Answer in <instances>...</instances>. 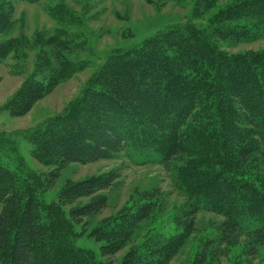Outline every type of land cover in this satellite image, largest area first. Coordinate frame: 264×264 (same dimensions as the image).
Segmentation results:
<instances>
[{"label":"trees","instance_id":"1","mask_svg":"<svg viewBox=\"0 0 264 264\" xmlns=\"http://www.w3.org/2000/svg\"><path fill=\"white\" fill-rule=\"evenodd\" d=\"M4 2L0 0V33L10 21ZM263 38L264 0H236L214 14L206 29L176 26L137 49L114 55L65 115L31 135L35 160L58 168L46 179V187L32 173L18 174L0 152V264H106L73 245L80 235L75 231L71 237L70 227L84 226L105 206V200L88 205L79 200L110 189L120 174L67 186L53 206L45 204L46 193L71 163L91 164L134 151L155 152L164 165L185 161L179 179L190 215L209 211L223 217L221 238L207 241L196 264L220 253L219 247L210 251L213 244L230 246L239 234L248 242L247 259H255L257 250L264 249V185L247 178L242 166H264V51L229 54L219 43L249 44ZM11 51L0 47V62ZM61 81L46 89L31 83L30 97L21 101L25 84L10 109L25 112ZM146 197L140 208L88 234L103 243L102 258L115 257L139 225L156 213L157 198ZM69 206L66 219L62 208ZM61 225L67 229L56 228ZM194 227L192 218L178 234L155 232L128 252L122 264H168Z\"/></svg>","mask_w":264,"mask_h":264},{"label":"rangeland","instance_id":"2","mask_svg":"<svg viewBox=\"0 0 264 264\" xmlns=\"http://www.w3.org/2000/svg\"><path fill=\"white\" fill-rule=\"evenodd\" d=\"M4 1L7 7L2 4L3 12L9 14L10 21L0 33V47L9 46L12 51L0 62L1 159L4 157L20 175H36L46 187V179L58 168L44 166L35 160L32 134L65 115L83 97L91 82L114 55L137 49L147 40L176 26L195 25L206 29L214 14L236 0H41L36 4ZM219 48L229 54L262 52L264 38L249 44L221 42ZM58 79H62L58 86L25 112L10 109L9 105L25 84L28 87L22 92L21 101L30 97L27 92L32 91L31 83L43 84L46 89ZM182 163L185 161L173 160L164 165L159 154H142L139 151L122 153L91 164L71 163L60 170L51 192L46 193L45 204H56L58 194L67 186L116 172L120 178L110 189L94 198L79 200L78 204L83 205L105 200V206L98 214L86 219L84 226L73 229L68 220L66 226L71 229V237L75 231L80 235L73 245L91 253L90 257L94 260L122 264L127 253L147 237L158 231L164 236L178 234L193 218L195 227L192 235L168 264H196L197 258L205 251L207 241L221 238L224 219L209 211H200L194 217L190 215L188 197L179 179ZM242 172L256 185H264L261 180L264 166L252 170L249 165H243ZM36 186L40 188L41 184ZM147 195L151 196L148 198H157L156 213L139 225L121 252L110 259L102 258L100 247L103 243L89 238L90 232L125 211L140 208ZM70 208H62L66 219L69 218ZM52 217L56 214L53 213ZM56 228L67 229L63 225ZM247 243L246 238L239 234L230 246L227 243L213 244L210 251L219 247L220 253L208 257L206 264H264L262 248L257 250L255 259H247L244 254Z\"/></svg>","mask_w":264,"mask_h":264}]
</instances>
